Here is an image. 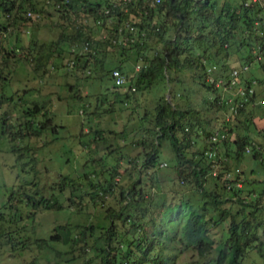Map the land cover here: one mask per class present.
<instances>
[{"label": "rangeland", "instance_id": "obj_1", "mask_svg": "<svg viewBox=\"0 0 264 264\" xmlns=\"http://www.w3.org/2000/svg\"><path fill=\"white\" fill-rule=\"evenodd\" d=\"M33 1L35 9L30 10V16H33L30 19L9 24L8 19H11L0 15V42L16 48L15 53L11 54H7L6 50L0 51V116H5L3 125H0V264H92L99 261L103 254L100 247L107 242L105 227L110 224L106 209L116 210L120 207L124 201L121 189L127 191L138 173L146 182L137 184V188L142 187L149 206H157L150 210L156 219L160 218L159 211H164L160 210L161 202L175 207L181 198L193 204L200 200L195 177L190 174L184 182L178 177L173 165L176 162L175 152L168 137L160 139L162 144L157 160L162 161L163 166L155 169L142 167L144 148L142 144L135 143L145 134L146 141L153 140V134L148 129L154 126L158 95L165 94L172 101L171 90H176L174 101L182 109L198 111L199 128L215 127L219 130L216 136L224 138L227 136L226 127L230 126L233 129L229 135L230 141L238 134L249 135L250 143L239 153V160L229 161V168L244 171L243 176L250 182L245 184L248 188L243 186L245 189L254 188L256 193L262 192L264 148L260 149L259 144L264 145V117H260L264 116L261 114L264 104L259 103L263 100L264 81L257 91V104L253 105L258 111L254 113L257 116L251 119L255 125L247 126L243 123L250 116L247 109V114L230 116L229 105L224 110L206 101L211 96L216 97L219 89L206 88L201 83L203 75L200 78L199 70L195 68L173 71L174 80H158L149 87L137 88L127 97L123 93L124 88L118 90L114 87L112 77L105 70L121 64L131 83L138 56L136 48L131 47L128 41L120 42L121 36L118 34L116 43H99L97 61L91 57L89 66L79 70L77 67L83 65L87 55H80L79 66L75 65L76 52L71 50L74 40L61 44L64 50L60 55L53 50V42L64 31L74 34L76 27L83 22L85 13L79 10L77 14L70 12L68 16H63L55 9L53 0ZM109 18L113 19L112 16ZM85 24L94 44L103 39L101 35L105 32L102 30L107 32L109 26L113 27L108 22L98 31L88 15ZM155 41L151 40L152 46ZM78 47L82 50L83 43ZM240 49L231 55L232 63L240 60L239 51L242 52L244 48ZM255 69L257 67L252 71ZM257 75L264 80L262 69ZM164 81L169 83V88L160 90ZM115 90L121 92L116 95ZM234 95L236 93L232 89L225 92L224 97ZM34 103L40 108V119L50 117L46 129L40 135H21L18 130V134L12 138L13 122L22 119V110L32 107ZM41 112H45V115ZM228 116L230 120H227ZM189 120L196 122V116L189 117ZM1 129L6 132L3 134ZM97 129L100 131L97 132ZM203 138L201 136L197 140L202 142ZM230 147L235 148V144L230 142ZM192 149L188 147L185 154L192 156ZM255 152L257 157L254 156ZM113 166L117 170L113 176L114 184L110 191H102L101 187L106 186ZM192 166V162L181 165L187 172ZM83 173L91 176L95 187H100V196L92 194L94 187L88 184L89 176L84 177ZM203 185L216 190L209 177ZM34 189H38L36 197ZM30 195L37 200L34 206L25 204L23 200ZM238 207L240 204L234 203L232 209ZM245 209L250 210V207L245 206ZM261 214L257 217L264 220ZM117 223L119 229L123 230L121 222ZM227 226L228 221L210 226L215 241L212 254H217L220 245L225 246L223 249L227 247ZM146 228L151 231L150 225ZM263 229L264 226L258 227L262 242L257 241L254 248L248 249L244 258L246 264H264ZM114 230L117 232V229ZM68 231L70 236L66 239ZM55 232L60 233L61 239L50 241L53 247L40 246L39 240H36L47 238ZM135 234L140 237L141 233ZM75 235L76 240H73ZM126 235L132 237L131 233ZM120 237L118 233L114 240ZM259 243L261 251L258 250ZM122 245L117 250L118 256L127 250V246ZM197 257V252L189 249L180 254L176 264H188Z\"/></svg>", "mask_w": 264, "mask_h": 264}, {"label": "trees", "instance_id": "obj_2", "mask_svg": "<svg viewBox=\"0 0 264 264\" xmlns=\"http://www.w3.org/2000/svg\"><path fill=\"white\" fill-rule=\"evenodd\" d=\"M53 1L55 9L61 12L63 16H68L70 12L77 14L79 10L85 13L83 22L76 27L74 34H68L64 31L60 35V39L58 38L53 42V50L60 55L64 50L61 44L64 41L74 40L71 50L76 52L75 65L79 66L77 63L80 55H87L83 65L77 67L79 70H85L89 66L91 57L97 61V47L101 43H116L117 35L121 34L118 32V28H123V35L120 36L127 38V40L121 42L127 43L128 41L131 43V47L136 48L135 52L138 56L135 65L140 64V68L137 70H135L134 65V75L130 83L135 86V89L124 88L123 93L127 97L137 88L149 87L158 80H165L166 78L168 81L174 80L175 77L171 72L180 71L184 68L198 69L199 77L201 78L203 75L204 78L201 83L208 89L217 90L219 88L211 84L206 78L207 73H210L207 71L208 67L212 69L213 75L226 77L233 68L247 64L249 68L242 73L241 82L244 87H254V94L249 100L238 105L237 114L241 113L242 115V113H246L247 109L250 116L246 117L243 123L246 126L255 125L251 119L257 116L254 113L258 111L253 105L257 104L255 99L257 91L260 88V83L264 81L257 74L261 69L264 71V59L258 60L253 49L264 42V24L261 22L264 16V0ZM105 8H108L109 11L106 12ZM28 9H35L33 0H0V15L7 19L9 17L11 19H8L9 24L32 18L33 16H26ZM23 13H25L24 16ZM87 15L92 17L98 31L106 27L108 22L113 25V27L109 26L107 32L102 30L105 33L101 35L103 39L97 40V46L93 40H90L91 35H89L85 24ZM110 16L113 19H110ZM1 22L0 20V24ZM129 24L133 25V30L128 28ZM2 26L6 27V25ZM152 39L156 40L154 46L151 43ZM78 42H82L83 45L84 42H87L89 46L87 49L83 47L80 50L78 47L80 43ZM240 48H244L242 52L239 51L240 60L232 63L231 55ZM3 50H6L7 54H11L15 53L16 48L7 44L3 45L0 42V51ZM217 57L221 59H217ZM100 66L104 69L102 63ZM254 67L257 69L252 71ZM113 68H119L126 76L128 75L121 64L106 69L105 73L111 74ZM114 87L120 90L119 86L114 85ZM163 88H169V83L164 81L160 90ZM115 92L118 95L121 91L115 90ZM170 94L172 101L165 94L158 95L153 118L154 126L152 129H148L153 134V140L146 141L147 134H145L135 143L142 144V148H144L145 159L142 162V167L155 169L159 165L163 166V162L157 160L159 147L162 144L160 139L168 137L175 152L176 162L173 165L178 177L182 178V182L190 174L195 177L196 190L200 195V200H196V204H193L189 203V200L181 198L175 203V207L161 202L159 203L160 210L164 209V211H159L160 218L156 219L150 210L157 206H149L148 198L144 196L141 190L142 187L137 188V184L146 182L140 178V173H138L127 191L121 189V196L124 197V201L120 207L116 210L109 209V207L106 209V217L110 219V224L105 227L107 242L106 245L100 247V250L103 251L100 260L92 264H176L180 254L189 249L195 250L198 257L188 264H246L244 258L248 249L254 248L257 241L262 242L258 227L264 226V220L259 219L257 215L263 212L261 216H264V211L261 210L264 189L258 193L254 188L245 189L244 187L247 186L245 184L250 182L243 176L244 171L239 168H229V161L232 159L239 160V153L247 143H250L249 135L247 133L238 134L235 139L232 137L233 140L230 141L229 135L233 129L227 126L226 137L218 141L212 140L211 135L217 131V128H199L198 111L182 109L178 102L174 101L176 90H171ZM216 94H218L216 97L211 96L206 101L214 104L217 108L227 110V101L220 102L221 93L217 90ZM10 98H12L11 95ZM259 104H264V95ZM39 110L37 103L22 110L23 118L13 122L14 129L11 131V137L16 136L18 130L21 135L22 133L25 135L28 133L42 134L50 117L40 119ZM40 114L45 115V112ZM261 114L264 115V112ZM195 116L196 122L189 120V117ZM4 118V115L0 116L2 122L0 125H3ZM220 126L219 124V128ZM96 131L99 132L100 130L97 129ZM1 132L4 134L6 131L3 132L1 129ZM201 136H204V141L199 142L197 138ZM230 142L235 144V148L230 147ZM259 145L260 149L264 148V145ZM188 147H193V155L190 157L185 154ZM210 151H214V155H209ZM254 156L257 157L256 152ZM185 162H192L193 164L189 172L181 167ZM165 163L167 165V162ZM112 168L110 177L106 179V186L101 187L102 191H110L111 185L114 184L113 176L117 170L116 166ZM83 176L88 177L89 174L83 173ZM208 177L213 181L216 190L203 185ZM92 180L89 176L88 184L94 187L92 194L100 196V187H95L96 185ZM238 180L242 183L240 186L235 183ZM34 190L36 197L38 189ZM34 195L23 198L25 204L31 203L32 206L37 204ZM234 203L240 204L236 210L232 209ZM46 206L48 205L46 204ZM245 206H249L250 210H246ZM115 220L121 222L120 225L124 226L122 227L123 230L119 229L120 227L117 226L118 223ZM223 221H228V226L225 227L227 232L225 233L229 242L225 249H223L225 246L220 245L218 247L222 249L219 248L217 254H212L215 241L209 228L211 225L215 226ZM147 225L151 226V231L146 228ZM114 229H117V232ZM139 232L141 233L140 237H137L135 233ZM118 233L121 237L115 241V235ZM128 233H131L132 237L127 236ZM65 235L68 239L70 232L68 231ZM70 238L72 240V236ZM60 239V233L55 232L49 234L47 238L36 240H39L40 246L45 244V246L53 247L50 241H59ZM73 240H76V235ZM122 244L127 246V250L119 253L120 256H118L119 249L123 247ZM258 250L261 251L260 243ZM47 259L50 260L51 258L47 257ZM71 259L67 258V260Z\"/></svg>", "mask_w": 264, "mask_h": 264}, {"label": "built area", "instance_id": "obj_3", "mask_svg": "<svg viewBox=\"0 0 264 264\" xmlns=\"http://www.w3.org/2000/svg\"><path fill=\"white\" fill-rule=\"evenodd\" d=\"M105 11L108 12L109 9L108 8H105ZM32 15V11L30 10H27L26 11V16H30ZM261 22L264 24V16L261 20ZM128 28L130 30H133V25L129 24L128 25ZM122 31H123V28L122 27H119L118 28V32L121 33L120 35H123L122 34ZM264 34V33H263ZM125 40H127V38L125 37H122L120 39V42H125ZM88 43L87 42H84V49H87L88 48ZM263 48H264V42H262L261 44H258L257 47L255 49H253V53L255 55V57L258 59V60H262L264 59V52H263ZM140 68V64L137 63L135 65V70L139 69ZM248 65L247 64H244L243 66L241 67H235L231 70L230 73H228L226 75V77L224 76H215L211 73V68H207V71L210 72V73H207V80L215 85L217 88H219V92L221 93L220 95V99L219 101L222 102L223 100H226L228 105H229V108H230V111H231V115H234L236 113H238V105L239 104H242L243 101H246V100H249L251 98V96H253V92H254V87L252 86H249L248 88L247 87H244L243 83L241 82V75L244 71H246L248 69ZM90 71V70H88ZM111 77L114 81V84L116 86H119V87H122V88H130L131 90H134L135 89V86L130 84L129 83V79L128 77L126 76L125 73H123L119 68H113L111 70ZM253 82H255L253 80ZM234 90L236 95H234L235 97H224L225 95V92L229 91V90ZM227 120H230L229 116L227 117ZM219 131V130H218ZM218 131H215L213 133V135H211V139L214 140V141H218V140H221V138H218L216 136V132ZM224 137V136H223ZM214 154V151H210L209 152V155H212ZM236 185L240 186L242 183L240 180L236 181L235 182Z\"/></svg>", "mask_w": 264, "mask_h": 264}]
</instances>
